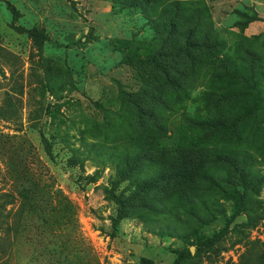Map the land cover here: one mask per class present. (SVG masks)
I'll list each match as a JSON object with an SVG mask.
<instances>
[{
  "label": "rangeland",
  "instance_id": "obj_1",
  "mask_svg": "<svg viewBox=\"0 0 264 264\" xmlns=\"http://www.w3.org/2000/svg\"><path fill=\"white\" fill-rule=\"evenodd\" d=\"M223 62L264 98V0H0V264H264V108L198 125L252 104Z\"/></svg>",
  "mask_w": 264,
  "mask_h": 264
},
{
  "label": "trees",
  "instance_id": "obj_2",
  "mask_svg": "<svg viewBox=\"0 0 264 264\" xmlns=\"http://www.w3.org/2000/svg\"><path fill=\"white\" fill-rule=\"evenodd\" d=\"M187 43L190 44V40L188 38ZM199 42H196V44H198ZM207 48V46H205ZM254 57V56H253ZM138 61L140 63H144V62H149L150 64L161 68L162 64H160L161 62H158L156 59L149 57L146 61L145 59H138ZM219 68L222 70V73L220 75L217 76V78L219 79L218 83H222L223 85H227L229 83H235V81L237 80V83L242 84L244 86V91L239 95V97L241 98H245L248 100H251L252 104H250V107H248L241 115H239L237 118H232V119H227V118H219V119H215L212 121H201L200 123H198V125L203 128L204 130H209L211 132H217L218 134L221 135H234L236 134V129H237V125L239 124V122L245 118H250L252 117L254 114H256L258 112L259 109H263L264 108V98L262 97V93L258 87L257 82H255L253 80V76L254 74L252 73V75L250 77L246 76L245 74H232L230 73V69H229V65L226 62H223L222 64H219ZM239 67L238 66H234V69L237 70ZM216 78V79H217ZM225 97V96H224ZM226 98V97H225ZM263 104L262 107H260ZM190 151L192 155H196L198 154V152L193 149H180L179 153L181 155V159L183 163H188V162H192V164L195 161H191L190 160ZM216 160L220 163H226L229 164L231 166H236V164H238L239 162H241L243 160V158H241L239 156V154L235 153V152H229L227 154H225V156H223V154H218L216 156ZM182 167L179 166H172L169 168L168 172H170L169 176H167L166 179H171L173 177H183L184 178V174L181 171ZM186 171H189V168L185 169ZM192 170V169H191ZM161 174V172L157 173V179L156 181L153 183V185H156V183L158 181H165L166 179L163 178L164 175H159ZM203 178L207 179L208 181H214L213 176H211L210 174H204L202 176ZM192 210V209H190ZM210 247L211 246V241H206L200 244V248H206V247ZM191 256L188 253H183L181 254L175 264H182L184 261H186L187 259H189ZM144 264H153L152 261L149 260H143Z\"/></svg>",
  "mask_w": 264,
  "mask_h": 264
}]
</instances>
